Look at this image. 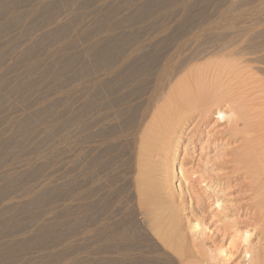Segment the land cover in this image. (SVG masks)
I'll list each match as a JSON object with an SVG mask.
<instances>
[{
  "label": "rangeland",
  "instance_id": "rangeland-1",
  "mask_svg": "<svg viewBox=\"0 0 264 264\" xmlns=\"http://www.w3.org/2000/svg\"><path fill=\"white\" fill-rule=\"evenodd\" d=\"M183 2L185 6L181 7L184 11L178 7L180 4L184 5ZM263 4L264 0L0 1V79L2 80H0V247L2 248H0V264H191L190 262L199 264L201 254L189 239L187 228L188 224L194 221H200L205 225L209 231L205 240L206 246L210 248L212 246L213 249L226 247L235 231L247 232L251 236L250 248L254 257L250 264H264V210L261 208L259 199L261 197H258L261 182L256 176L254 177L252 166L249 164L250 151L255 148L248 146L252 143L250 142L253 140H251L252 136L255 135H247V131L251 130L248 128L250 123L239 121H235L234 124L231 123L234 121L218 123L213 112L202 120L197 113L188 114L187 123L184 130L178 134V141L173 150L174 167L182 168L185 181H181L178 171H175V177L170 185L172 196L169 209L174 211L173 215L177 213L176 216H180L178 218L183 225L180 232L182 244L191 248L190 251L184 249L187 255L184 252V257L179 259L177 253L173 251L174 243L166 239L163 243L170 244H166L167 246L160 244L161 241L154 234L151 235L139 224L135 201L132 200L126 184L120 179L121 168L118 166V160L116 161L118 154L115 155V148L108 154L112 159V166L105 169L106 172L96 175L97 179L108 175L107 177L111 178L109 184H105L94 200L92 199V211H82L78 198L86 190L96 186L92 183L94 179L92 174L97 160L95 163L82 160L81 154L77 159L73 157L77 152L75 153L72 145L75 135L72 130L74 127L77 128V124L74 125L69 120L73 114L72 96L74 92H81L79 89L84 87L82 85L84 84L82 81L84 51L92 39L111 38L108 34L112 36L118 33L116 36L113 35L116 38L112 36L111 39L116 40L119 35L117 41L125 40L124 43H135L139 42L138 40L145 42L150 39L152 31L159 27L158 25H165L166 22L177 24L179 17L180 22L191 20L193 23H205L204 21L228 23L238 19L244 21L246 17H248L247 21H253L251 19L264 21ZM187 9L188 12L185 14ZM146 10L150 13L148 14ZM178 11L184 20L178 15ZM247 14L249 16H246ZM149 27L153 29L150 30ZM109 31L111 32L108 33ZM247 72L246 70L245 76ZM249 73L252 72L247 73L248 76L245 77L248 78L247 80L243 75L246 83L243 80L241 85L238 81L234 83V85L238 84L234 87L239 91H235L233 85L234 89H230L232 90L230 93L237 95L232 94L237 99V104L239 99H241L240 105L246 104L249 98L253 101L260 93L257 96L256 93L255 98L252 97L256 92L255 89L261 91L258 86L257 88L252 86L259 77L255 79L254 72L251 76ZM72 89L76 91H71ZM243 99L247 101L242 102ZM243 106L242 108L246 109ZM249 107L250 105L246 110L252 108ZM245 130L246 132L243 133ZM80 141L78 143L82 145L78 144L79 147L83 146L82 140ZM32 142H36L35 145ZM257 147L260 149V146ZM103 153L95 149L92 155L101 154L100 156L103 157L105 155ZM26 160L27 163H23ZM86 163L89 164V168L86 166L85 169ZM81 164H84L83 167ZM23 165H26L25 168ZM91 168L93 169L90 170ZM7 170L9 171L6 172ZM85 170L90 171L86 173ZM8 177H11L9 181ZM12 178L14 180H11ZM216 202L221 204L220 209H217ZM122 219L125 220L123 223L126 235L122 242L121 240L116 242L118 241L116 230L123 225L120 224ZM99 221L109 225V229L107 228L105 232L111 236L102 243L103 245L95 244V251H100L99 253L97 251L91 253L89 246H92L93 241L91 245L87 243V236L94 231L93 228H96V222ZM127 235L129 240L126 239ZM181 259L185 260L184 263ZM228 264H248L247 254L240 247Z\"/></svg>",
  "mask_w": 264,
  "mask_h": 264
},
{
  "label": "bare ground",
  "instance_id": "bare-ground-1",
  "mask_svg": "<svg viewBox=\"0 0 264 264\" xmlns=\"http://www.w3.org/2000/svg\"><path fill=\"white\" fill-rule=\"evenodd\" d=\"M0 1L2 2L3 0ZM173 6H175V4H173ZM181 6L184 7L185 4L184 5L180 4L178 6L181 8V10H183ZM180 8L179 11H181ZM183 11H181V13L184 14ZM186 12H188V9L187 11L185 10V14H187ZM241 14L242 13L240 12V15ZM178 15H181L182 17V14L180 13ZM192 15L195 14L192 13ZM246 16L249 15L247 14ZM257 17L260 18V16L258 15ZM177 19H179L177 24L172 22L173 25H171L172 23L170 24L166 22L167 25L166 23L165 25L164 24L158 25L159 27L157 28L154 25V29L155 28L156 29L152 31L153 33H151L150 39L145 42L144 41L141 42L140 40H138L139 42L137 41L135 42L133 40L135 43H132L131 41H130L131 43L129 42L124 43L125 40L124 42L117 41V39H119L118 38L119 35L116 40H114V38L111 39L112 36L115 34L113 35L111 34L112 36H109L110 34H108V37L111 38L97 39V40L92 39L91 42L89 41L90 43L85 48L86 50L85 51L83 50L85 54V63L83 67L84 70H82L83 71L82 81L84 82V84L82 85L84 87L82 86L83 88L81 89L83 90H81L79 89L80 85L78 84L79 85L78 89L81 92H76V93L74 92V95L72 96L74 99L73 100L72 98L70 99L72 100V104H73L72 106L73 114L71 115L72 117L69 120H71V122H73L74 125L77 124V128L72 125V127H74V130H72V132L74 131L75 133V135H73L74 137H73L72 145L74 147L75 153L77 152L76 155H73V157L75 156L74 158L77 159V157H79V154H81L80 157L83 158L82 160H89L90 162L92 161L94 163L97 160L96 165L93 163L94 167L95 166L96 167L95 168L93 167L94 169L93 168L90 169V170L93 169V171L95 170L93 172L94 174H92L93 177L92 176L91 177L95 179V180L93 179L92 183H95L96 186L93 189H90L88 191L86 190V192L83 193L80 198H78V201L80 199L81 202L79 204H81L82 206L81 208L82 211L91 212L92 199L94 200L95 196H97L98 192L101 191V188H104L105 184L107 183L109 184L111 178L107 177L108 175L103 178L99 177L98 179L96 175L102 172L104 173L105 169H108L112 166L111 164L112 159L109 158L108 154L111 152V150L115 148L117 152V153L115 152V155L118 154L116 161L118 160L119 162L118 166H120L121 168L120 179L123 183L126 184V187L129 189V194L131 195L132 200L135 201L139 224L141 225L142 228L149 231L151 235L154 234L161 241L160 244L162 243L163 245L166 239H168V241H170L171 243H174L175 248L173 251L177 253L180 259L184 257V254L186 253L184 249L190 251L191 248L189 247L190 248L189 249L187 247L188 245L184 247L185 245L182 244L180 232H181V226L183 225L180 222L181 220H179L178 218L180 216L177 217L176 216L177 213L176 215H173L172 213L174 211L169 209L171 204V196H172L171 195L172 190L170 185L172 184L171 183L172 179L175 177V171H178L179 179L181 181H185L184 172L182 168L180 167L176 169L174 167L175 155L173 153V150L176 147L175 146L176 141H178L177 136L182 132V130H184L183 128L187 123V119L190 113L192 114L197 113L200 119L202 120L208 118L209 115L213 112L214 116H216V120L218 121V123L219 122L225 123V121L227 122L234 121L231 122L233 124L236 123L235 121H239L241 123L246 122L248 124L250 123V127L248 128L251 130L247 131L248 133L247 135L252 136L255 134L254 135L255 137L252 136L251 140L252 139L253 140L250 141L252 143L249 144L248 142L249 144L248 146L250 145L251 147L255 146V148L253 147V150L250 151L251 152L249 155L250 163L248 161L247 162L252 166L251 168L254 177L256 176L258 178L257 180L261 182L259 183L260 188L258 189L260 193L259 192L258 193L260 195L258 197H261L259 198L261 201V206H262L261 208L264 210V21L263 20L254 21V19H251L253 21H247L246 19H248V17H246L244 21H242L243 19L242 20L240 19L241 21L239 19L236 20L238 22L233 20L228 23H223V22L213 23L212 21L211 23L210 22L206 23V21H204L205 23H201V22L193 23L190 20L191 22L190 23L188 22L189 20H187L186 17H185V20H187L186 22H180L181 21L180 17ZM111 31H109L108 33H110ZM65 63H67V61ZM246 70L248 72L249 71L252 73L254 72L255 75H253V77L256 76L255 79L259 77L256 81H254V84H252L251 81V84L252 86L254 85L256 88L258 86L261 91H258V88L255 89L256 92L252 97L255 98V94L257 93L256 94L257 96L258 93L260 92L258 97H256L257 99L255 98L256 99L255 100L253 98L254 100L252 101V99L249 98V100H251L252 102H250L249 100L247 101L245 99L247 101L246 102L243 99L244 101L242 102H246V104L242 103L240 105L239 100L241 99L238 98L239 100L237 104V99L234 98V96L237 95H234V93H230L232 91V90L230 91V89H234L235 88L234 86L238 82H240L239 84L241 85L242 80L244 81L246 79L245 77L248 76L247 74L248 72L246 73L247 76L244 75ZM252 73L251 74L249 73L250 76L252 75ZM243 75L245 79L243 78ZM76 77L78 78V75ZM251 79L252 77L250 78V80ZM78 82L80 81L78 80ZM235 82L237 83L234 85ZM232 85L234 88H232ZM76 89H72L71 91L74 90L76 91ZM237 90L238 89L235 88V91ZM235 91L233 90V92ZM228 93L229 95L230 94L231 95L229 96ZM232 94L234 96H232ZM247 103L250 105V107L252 106V108L249 109V111L246 110L249 106ZM243 105L246 107V109L242 108ZM32 116L33 115H31V118ZM80 119H82V121H80ZM117 120L118 122H116ZM27 122L29 123V121ZM244 132H246V130L243 131V133ZM80 140H82L83 142V146L81 147L79 146L82 145V143H78ZM253 141L255 145L253 144ZM34 143L32 142V144ZM257 146H260L259 147L260 149H258ZM92 147H94L96 150H100V152L102 153L104 152L105 155L104 153H103L104 155L103 157L100 156L101 154L97 156L96 154L92 155L95 150ZM91 148L94 150H92ZM74 151H72V153H74ZM27 161L28 160L24 161L23 163L26 164ZM90 162L89 164H92ZM83 163H85V161ZM89 164L88 165L87 163L86 165L81 164V167H83L82 165H84L85 169L86 166H88L89 168ZM115 164H117V162ZM8 171L9 170H7L6 172ZM87 171L85 170L86 173H89V171L88 172ZM11 177H8V181L9 178ZM11 180L14 179L12 178ZM5 182L6 181H4V183ZM92 183L90 184L91 186L93 185ZM36 188L38 189L37 186ZM107 190L110 191L111 189H107ZM21 201L23 202V200ZM215 204L217 209L221 208V204L219 202H216ZM93 206H95V204ZM124 221L125 220L122 219L120 221V224L123 223ZM96 223L97 226L96 228H93L94 231H92V233H89L87 236V241H88L87 243L90 244L93 241L92 246H89V248L90 247L91 248L90 249L88 248L91 253H94L96 248L95 246L96 243L102 244L105 241L109 240L110 238L108 239V237L111 236V234L105 232V230L109 227V225L106 224L104 225L100 223V221ZM188 225L189 226L187 228L190 235L189 239H191V242L195 245V247H197V249L199 250L198 252H200L199 254H201V257L199 255L200 257L199 264H228L229 261L232 259V255L235 252H237V250H239L240 247L247 254L248 264H250L253 261L252 260L254 258L252 255L253 252L250 248L251 236L247 232L240 233L239 231L238 232L235 231L226 247L224 248L218 247L213 249L212 246L211 248L206 246L205 240L209 231H207L205 225H203L200 221H194L192 223H189ZM124 226L125 225L123 223L121 227L117 228L116 236L118 238V241L116 242H120V240L122 242V240H124V237L126 235ZM35 227L38 226L35 225ZM127 238L128 235L126 239ZM185 239H187V237ZM121 244L119 245L121 246ZM166 244H170V243L167 242ZM8 250L9 249H7V251ZM4 252L6 251L4 250ZM193 254H189V255L192 256ZM183 259H181L182 262L185 261ZM190 263L192 264V262ZM185 264H189V263H185Z\"/></svg>",
  "mask_w": 264,
  "mask_h": 264
}]
</instances>
